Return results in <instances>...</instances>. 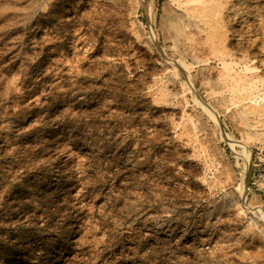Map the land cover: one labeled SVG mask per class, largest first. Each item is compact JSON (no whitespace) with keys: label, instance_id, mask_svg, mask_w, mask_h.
Masks as SVG:
<instances>
[{"label":"rangeland","instance_id":"rangeland-1","mask_svg":"<svg viewBox=\"0 0 264 264\" xmlns=\"http://www.w3.org/2000/svg\"><path fill=\"white\" fill-rule=\"evenodd\" d=\"M170 3L0 0V264H264V0Z\"/></svg>","mask_w":264,"mask_h":264},{"label":"bare ground","instance_id":"bare-ground-1","mask_svg":"<svg viewBox=\"0 0 264 264\" xmlns=\"http://www.w3.org/2000/svg\"><path fill=\"white\" fill-rule=\"evenodd\" d=\"M229 1L231 0H172L167 13V25L172 44L176 45L178 41H181L189 48L206 45L215 54L214 57L225 61L227 52L225 36L219 33L218 23L222 14H228Z\"/></svg>","mask_w":264,"mask_h":264}]
</instances>
